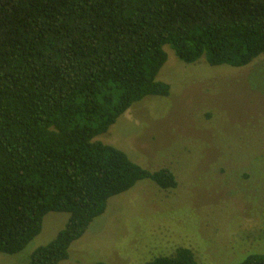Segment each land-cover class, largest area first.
Wrapping results in <instances>:
<instances>
[{
  "label": "trees",
  "instance_id": "16d2710c",
  "mask_svg": "<svg viewBox=\"0 0 264 264\" xmlns=\"http://www.w3.org/2000/svg\"><path fill=\"white\" fill-rule=\"evenodd\" d=\"M164 47L184 64L244 68L264 54V0H0V254H19L48 213H65L27 263L59 264L111 198L143 180L176 188L167 168L96 140L133 105L170 96L156 80ZM146 264L197 262L178 248Z\"/></svg>",
  "mask_w": 264,
  "mask_h": 264
},
{
  "label": "rangeland",
  "instance_id": "374dc122",
  "mask_svg": "<svg viewBox=\"0 0 264 264\" xmlns=\"http://www.w3.org/2000/svg\"><path fill=\"white\" fill-rule=\"evenodd\" d=\"M163 50L156 80L170 96L133 105L96 140L151 172L167 168L177 186L143 180L111 198L59 264H146L178 248L197 264L264 254V54L237 69L184 64ZM67 219L48 213L40 234L19 254H0V264H27Z\"/></svg>",
  "mask_w": 264,
  "mask_h": 264
}]
</instances>
